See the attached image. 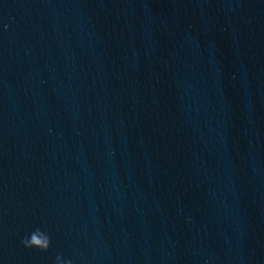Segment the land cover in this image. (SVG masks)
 Segmentation results:
<instances>
[{"label":"water","instance_id":"1","mask_svg":"<svg viewBox=\"0 0 264 264\" xmlns=\"http://www.w3.org/2000/svg\"><path fill=\"white\" fill-rule=\"evenodd\" d=\"M0 264H264V0H0Z\"/></svg>","mask_w":264,"mask_h":264},{"label":"clouds","instance_id":"2","mask_svg":"<svg viewBox=\"0 0 264 264\" xmlns=\"http://www.w3.org/2000/svg\"><path fill=\"white\" fill-rule=\"evenodd\" d=\"M25 245L28 246V247L32 246L31 244H29L28 241H25ZM43 247H44L45 249L47 248V242H45V244L43 245Z\"/></svg>","mask_w":264,"mask_h":264}]
</instances>
